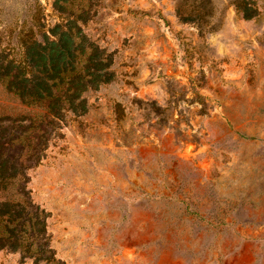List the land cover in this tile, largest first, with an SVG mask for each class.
I'll return each instance as SVG.
<instances>
[{"label": "rangeland", "instance_id": "rangeland-1", "mask_svg": "<svg viewBox=\"0 0 264 264\" xmlns=\"http://www.w3.org/2000/svg\"><path fill=\"white\" fill-rule=\"evenodd\" d=\"M54 1L0 0L12 60L64 24ZM238 1L73 0L112 61L83 115L51 120L0 81V117H20L4 153L60 263L264 264V0H244L250 19Z\"/></svg>", "mask_w": 264, "mask_h": 264}, {"label": "trees", "instance_id": "trees-1", "mask_svg": "<svg viewBox=\"0 0 264 264\" xmlns=\"http://www.w3.org/2000/svg\"><path fill=\"white\" fill-rule=\"evenodd\" d=\"M72 1H54L53 8L64 16V24L51 28V40L43 35L41 41L24 42L21 62L12 60L0 43V81L4 82L5 90L26 105L44 102L51 120L62 119L64 112L85 114L87 104L82 95L110 83L113 77L109 72L110 55L104 54L82 33L79 23L87 20V13L72 10ZM245 2L236 3L238 12L247 14ZM251 17L247 14L244 18ZM18 119L19 116L0 117V252L18 254L20 263L62 264L50 246L48 214L30 198L27 166L20 158L4 153L5 147L20 139L5 134L3 140L2 136L10 123ZM36 154L29 161L37 163Z\"/></svg>", "mask_w": 264, "mask_h": 264}]
</instances>
